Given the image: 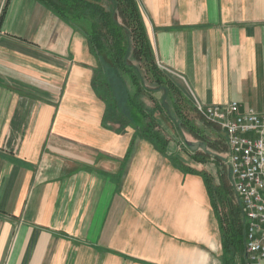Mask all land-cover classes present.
<instances>
[{"label":"crops","instance_id":"1","mask_svg":"<svg viewBox=\"0 0 264 264\" xmlns=\"http://www.w3.org/2000/svg\"><path fill=\"white\" fill-rule=\"evenodd\" d=\"M6 1L0 264H222L204 181L170 156L214 165L104 123L84 35L37 0ZM137 3L156 61L194 102L264 110V0Z\"/></svg>","mask_w":264,"mask_h":264},{"label":"trees","instance_id":"2","mask_svg":"<svg viewBox=\"0 0 264 264\" xmlns=\"http://www.w3.org/2000/svg\"><path fill=\"white\" fill-rule=\"evenodd\" d=\"M37 1L86 38L97 62L91 84L106 102L104 123L107 120L118 123L120 128L131 126L135 136L150 141L157 150L165 153L168 139L161 127L165 123L171 124L164 99L155 95L163 90L169 108L171 106L177 118V127L197 142L194 145L185 141V145L191 147L190 157L201 163L215 161L220 169L222 159L217 154L227 150L225 135L217 123L197 111L192 99L156 61L137 0ZM145 97L151 100V107L145 104ZM186 105L197 113L202 126L189 119L185 113ZM170 160L181 171L197 174L203 179L218 220L222 264H244L246 221L241 202L237 196L234 201L232 196L234 191L229 176L224 178L220 170L219 184H216L209 172L188 167L174 156H170Z\"/></svg>","mask_w":264,"mask_h":264},{"label":"built area","instance_id":"3","mask_svg":"<svg viewBox=\"0 0 264 264\" xmlns=\"http://www.w3.org/2000/svg\"><path fill=\"white\" fill-rule=\"evenodd\" d=\"M194 105L226 138L227 150L217 155L245 216L244 264H264V110L241 108L237 101Z\"/></svg>","mask_w":264,"mask_h":264},{"label":"rangeland","instance_id":"4","mask_svg":"<svg viewBox=\"0 0 264 264\" xmlns=\"http://www.w3.org/2000/svg\"><path fill=\"white\" fill-rule=\"evenodd\" d=\"M155 95L157 97H159V98L162 97V100L164 99L165 109H166V112L168 113V117L170 119L169 122H170V124L172 126H174V127H172L171 125H168L167 123H165L164 126H163V128L161 127V130H162V133H163L164 137H166V139H168V140L177 141L178 143H180V146L185 151H187V152L190 151V148L191 147L185 145V141H190V142H192L195 145V144H197L196 140L191 135H189L185 130L179 129L177 127V118L175 117V115H174V113H173V111L171 109V106L169 108V100L164 95L163 90L160 91V92H157V94H155ZM143 100H144V102H145V104L147 106H150V107L152 106V102H151L150 99H148V98L145 97ZM168 108H169V110H168ZM185 113L189 117V119L193 120L197 125L202 126L200 117L197 115V113L191 107H189V105H186V107H185ZM207 133H209V132L207 131ZM210 135H211V137H214L213 134H210ZM195 147L198 150L201 149L200 147H197V146H195ZM211 165H214L212 167H214L216 169L215 174H213V175L211 174V175L214 178V182L216 184H219L220 173H221L220 170H222L223 175H225L224 178H226V176L228 175L227 167L225 165H223V163H222V164H220V169H219V167L217 166V164L215 163V161H208L207 167L209 169L211 168ZM203 170L207 171L206 168H203ZM232 196L234 198V201H236L237 198H236V195L233 192H232Z\"/></svg>","mask_w":264,"mask_h":264}]
</instances>
